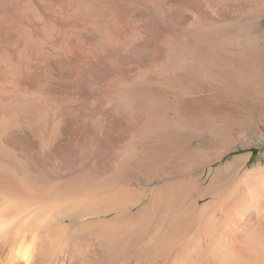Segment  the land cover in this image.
<instances>
[{
  "label": "bare ground",
  "instance_id": "obj_1",
  "mask_svg": "<svg viewBox=\"0 0 264 264\" xmlns=\"http://www.w3.org/2000/svg\"><path fill=\"white\" fill-rule=\"evenodd\" d=\"M263 18L264 0H0V264H264V163L206 184L249 132L195 150L248 113L264 130Z\"/></svg>",
  "mask_w": 264,
  "mask_h": 264
},
{
  "label": "rangeland",
  "instance_id": "obj_2",
  "mask_svg": "<svg viewBox=\"0 0 264 264\" xmlns=\"http://www.w3.org/2000/svg\"><path fill=\"white\" fill-rule=\"evenodd\" d=\"M260 25L261 26L254 23L253 31L257 34L264 36V18L262 19V22ZM262 90L264 93V87H262ZM254 108H255V110L257 109L256 107H254ZM262 112L264 113V110ZM259 124H260V120H259L257 112L248 113V115L243 116V119L240 121V123L229 125V128L227 129L228 133H226L225 136H222L221 138H216V137H213V136H211V134H208L206 132L207 134L205 133L204 138L202 139V141H200L201 143L200 142L195 143V150L197 148V151L198 150L199 151L201 150V152L203 151L202 153L199 151L196 152V153H199V154H196L197 158L201 157L204 153L206 154L207 153L206 151H208V152L210 151L209 155H208V156H210V155H213V153L220 150L222 147L224 148L225 146H230L231 144L233 145V144L237 143V141H238L237 139H238L239 135H243L244 132H249V134H248L249 136L247 137V140H245L246 143H248L247 147H242V148L236 149V150L230 152L229 154H227L224 157L223 161L215 162L212 166V171L209 169L210 167L207 168L208 173L206 174V184H208L210 182L212 176L215 173V170H217L221 165H223V163H226L227 161H232L234 159V157L237 155H242V154L251 152L252 157L249 161V165L251 168L254 167L253 165L260 163V161L264 163V135H263L264 130L262 128L260 129V127H258ZM235 125L236 126L238 125L237 131H236V127H234ZM258 129H260L261 132H259ZM241 143L243 144V142H241ZM148 185L149 184L146 183L145 181L143 182L142 178L139 179V186L141 189H143L142 187L148 188L149 187ZM226 189H227V187H226Z\"/></svg>",
  "mask_w": 264,
  "mask_h": 264
}]
</instances>
